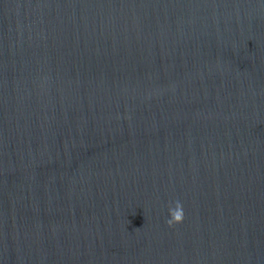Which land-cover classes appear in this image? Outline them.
Instances as JSON below:
<instances>
[{
	"label": "water",
	"instance_id": "1",
	"mask_svg": "<svg viewBox=\"0 0 264 264\" xmlns=\"http://www.w3.org/2000/svg\"><path fill=\"white\" fill-rule=\"evenodd\" d=\"M0 264H264V0H0Z\"/></svg>",
	"mask_w": 264,
	"mask_h": 264
},
{
	"label": "clouds",
	"instance_id": "2",
	"mask_svg": "<svg viewBox=\"0 0 264 264\" xmlns=\"http://www.w3.org/2000/svg\"><path fill=\"white\" fill-rule=\"evenodd\" d=\"M184 218L183 206L180 202H176L175 207L169 209V219L168 223L171 225L173 223L182 222Z\"/></svg>",
	"mask_w": 264,
	"mask_h": 264
}]
</instances>
